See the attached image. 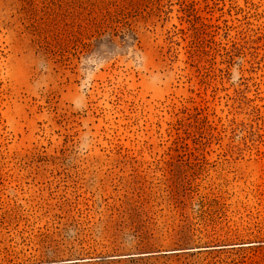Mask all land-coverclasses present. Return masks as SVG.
<instances>
[{
  "label": "rangeland",
  "instance_id": "1",
  "mask_svg": "<svg viewBox=\"0 0 264 264\" xmlns=\"http://www.w3.org/2000/svg\"><path fill=\"white\" fill-rule=\"evenodd\" d=\"M0 264H264V0H0Z\"/></svg>",
  "mask_w": 264,
  "mask_h": 264
}]
</instances>
